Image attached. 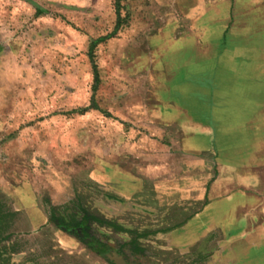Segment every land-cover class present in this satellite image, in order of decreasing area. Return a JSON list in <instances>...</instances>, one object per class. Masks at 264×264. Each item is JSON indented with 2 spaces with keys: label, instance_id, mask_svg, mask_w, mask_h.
<instances>
[{
  "label": "rangeland",
  "instance_id": "rangeland-1",
  "mask_svg": "<svg viewBox=\"0 0 264 264\" xmlns=\"http://www.w3.org/2000/svg\"><path fill=\"white\" fill-rule=\"evenodd\" d=\"M183 20L175 0H0V264H264L245 220L181 234L221 175L214 141L191 156L147 113L170 101L159 28Z\"/></svg>",
  "mask_w": 264,
  "mask_h": 264
},
{
  "label": "crops",
  "instance_id": "crops-1",
  "mask_svg": "<svg viewBox=\"0 0 264 264\" xmlns=\"http://www.w3.org/2000/svg\"><path fill=\"white\" fill-rule=\"evenodd\" d=\"M175 1L189 21L166 23L159 28L158 37L166 51L165 55L160 52L161 95L168 98L170 94V101L161 98L147 113L153 121L174 129L181 150H187L191 156L200 155L201 142L214 141L215 162L221 171L220 179L211 186L209 202L192 214L181 234L197 228L201 222L199 231H191L193 235L239 218L246 221L247 237H261L264 234L263 0L251 3L233 0L231 4L230 0ZM169 45L174 48L168 54ZM185 45L190 48L185 49ZM219 46H223L220 53ZM200 67L211 73L213 85L200 84L196 78ZM201 112L209 114L211 120L206 122ZM204 149L209 151L211 147ZM238 214L244 218L237 217ZM248 221L253 225L263 223L249 231Z\"/></svg>",
  "mask_w": 264,
  "mask_h": 264
},
{
  "label": "trees",
  "instance_id": "trees-1",
  "mask_svg": "<svg viewBox=\"0 0 264 264\" xmlns=\"http://www.w3.org/2000/svg\"><path fill=\"white\" fill-rule=\"evenodd\" d=\"M14 212H11L10 210H7L4 206L3 203H1L0 201V242L8 239L10 236H11V233L9 232V229L10 227L12 226V223H13V218H14ZM83 221H97L101 224H108L110 225L111 227L113 228H119V226L113 224L112 222L108 221V220H100V219H97L95 218L94 216H83ZM60 222V221H59ZM61 223V222H60ZM83 224L80 222V223H74L72 227H79V226H82ZM66 227L68 226H71L70 224H67L65 225ZM123 231H127V230H123ZM83 234L85 235V232H83ZM101 249L99 250V253H107L108 251L106 250V247L104 245H101L100 246Z\"/></svg>",
  "mask_w": 264,
  "mask_h": 264
},
{
  "label": "water",
  "instance_id": "water-1",
  "mask_svg": "<svg viewBox=\"0 0 264 264\" xmlns=\"http://www.w3.org/2000/svg\"><path fill=\"white\" fill-rule=\"evenodd\" d=\"M115 261L117 262V264H124L123 261L117 257L115 258Z\"/></svg>",
  "mask_w": 264,
  "mask_h": 264
},
{
  "label": "flooded vegetation",
  "instance_id": "flooded-vegetation-1",
  "mask_svg": "<svg viewBox=\"0 0 264 264\" xmlns=\"http://www.w3.org/2000/svg\"><path fill=\"white\" fill-rule=\"evenodd\" d=\"M79 235H80V236H83V233H82V231H81V233H79Z\"/></svg>",
  "mask_w": 264,
  "mask_h": 264
}]
</instances>
